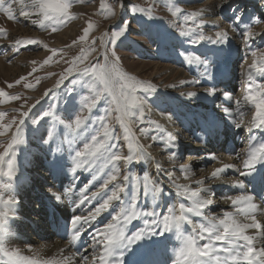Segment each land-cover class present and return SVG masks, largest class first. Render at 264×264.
<instances>
[{
    "label": "rangeland",
    "instance_id": "obj_1",
    "mask_svg": "<svg viewBox=\"0 0 264 264\" xmlns=\"http://www.w3.org/2000/svg\"><path fill=\"white\" fill-rule=\"evenodd\" d=\"M16 1L23 3V7H25L23 13H27V15H22L23 23L20 22L21 18H18V15L13 14L14 18L9 19L7 13L0 9V29L4 30L3 33H0V59L6 66L15 65L12 69L15 73H11V69L8 68L0 74V89L6 93L5 96L0 97V100L4 101L0 103V113L4 114L3 117H0V153L6 152L4 160L0 161V225L1 222H6L8 219L7 207L12 206L13 197L21 194L12 189L11 185L20 178V175H16L17 171L18 173L24 171L25 175L22 178H26V169L23 165L29 160V157L26 156L28 152L35 149L42 152L41 161L45 160L39 173L43 179H46L47 176L44 175L43 170L48 166L60 170L62 164L70 160L68 165L65 163L68 174L69 170L76 166V152L85 151V144L92 145L103 142L104 147L99 150L96 157L85 155L79 158L80 164L92 165L93 169L90 170L94 177L92 180L100 182L102 190H104L103 188L110 189V195L113 191L118 192L120 187L124 188L123 192H118L120 198L112 200L109 206L115 211H120L121 208H124L125 211L131 209L132 196L135 193L137 201L135 208H138L141 214L136 218L141 223L137 230H146L148 235L150 233L149 238L155 237L154 233H157V229L163 232V228H161L163 225L160 223L154 225L152 222L154 220L161 221L172 208L166 197L179 200L181 196H185V193L182 194L180 189L174 192V188L159 183L157 177L152 175V166L157 165L158 167L159 164L158 168L163 175L168 174V168L162 164V161H166L172 166L185 162L183 156L176 159L175 163L169 160L167 156L173 160L176 155H172L174 153L170 151L172 149L168 145L170 141L168 139L179 135L185 123H188L189 129L196 130L197 127L194 128L197 121L196 112L206 105L204 96H187L185 92L188 90L190 93H195V91L201 93L208 84L206 81L223 70L233 55L232 40L228 36L224 43L209 41V38L216 39L215 32L218 33L221 30L218 31L213 26L203 24L204 17L201 16L200 6L205 4L206 0H69L71 19L59 25L45 22L44 27L38 23L40 17L37 9L32 7V0ZM210 1L218 4L217 14L221 12L224 14L221 16L228 17L232 25L234 23L233 30L239 28L241 24L248 28L242 37L244 45H252V52H256L258 55L264 53V0ZM102 2L106 5L105 8H101ZM132 7L143 8L145 11L137 12L134 15L130 10ZM3 8L9 7L3 3ZM217 14L213 15V18H217ZM149 16L152 19H148ZM228 19L226 18V20ZM33 21H37V23H33ZM89 22L93 27L89 30L86 39L81 41L79 37L84 35L83 30ZM125 23H127V30L119 39L112 42V35L120 30ZM73 25H77L75 32L60 40L61 32ZM54 28L55 30H53ZM241 28L243 31V27ZM21 29H26V31ZM249 30L253 33L250 38L245 35ZM182 32L187 35H181ZM201 35H205V39L193 43V41H198ZM18 39L23 41L19 46L15 43ZM29 39H35L41 43L27 44ZM212 45L223 48L225 54L217 57L210 53L206 56L205 53L199 51L203 46ZM53 49L57 51L53 53ZM105 52L108 56V65L115 64L119 70L135 77L138 81L147 82L155 88L154 92H147L143 88L136 91L137 103L132 107L131 115L123 118V122L118 119L121 113L108 92L102 94L101 99L91 111L83 107L85 103L83 98L88 97L90 102L94 99L96 92L103 88V85L91 75H83L82 70L92 65L105 64L103 55ZM82 54L86 58L77 62L71 73H67L66 70L72 66L73 60ZM50 57L51 59H49ZM188 57H195L198 60L193 59L190 62ZM157 64L182 71L183 80L176 84L173 77H166L170 71H161L159 75H151V70ZM7 72L11 73L10 76L5 75ZM255 74L256 72L253 70L252 76ZM62 75L64 76L63 80H61ZM260 75L257 73V76ZM257 76H253V81L264 84V75ZM244 79L247 84V76ZM16 81H20V83H16ZM113 87L118 89L119 83L114 81ZM11 97H16V99H11ZM156 108H164L166 117L168 116L172 123L163 124L165 122L156 114ZM174 111H184L185 113L181 112L183 120H178ZM23 112H27L28 115L22 116ZM76 116L84 118V123L79 128L75 126ZM21 120H23V124L20 123ZM105 124L110 129L108 138L104 136ZM160 125L163 128H160ZM17 134L23 140L13 144V137ZM93 136L97 138L96 141H93ZM191 137L193 138V136ZM153 139L159 140V144L152 142ZM130 141L133 142L134 149L137 144L141 146L144 153L143 158L138 161H125L124 159L113 161L111 157L114 155L121 157L129 155L128 144ZM186 141L189 143V147L186 149H190L193 144L197 143L189 137ZM10 144L12 147L9 149ZM64 152L66 153L65 157L69 159L67 161L63 159ZM145 160L147 161L145 162ZM196 161L201 162L200 159H196ZM9 163H11V168H9ZM106 163L112 164L108 171L103 170ZM207 164H201V167ZM257 169L254 168V170ZM101 171L105 173L101 174ZM178 172L180 177L186 175V170L180 169ZM112 175L117 176L115 181L109 179ZM55 176L65 177L64 174L58 175V173ZM125 176L128 177L127 180L124 179ZM227 180L231 182L230 178ZM106 181L108 183L105 186ZM258 181L264 183V175ZM89 182L90 179H87L84 183L89 185ZM177 182L182 185L180 181ZM148 184L151 187L147 190V197L154 196L149 207L145 205L150 199L145 198ZM188 185H190L188 193L194 190L197 192V189L203 186V184H199L198 187V185L190 183ZM156 188L161 189L158 194H154ZM250 188L249 186L248 189ZM188 193L185 200H188L187 195H190ZM162 194L166 197H158ZM202 195L207 197L204 190H202ZM213 195L208 198H214L219 202L224 194L216 191ZM81 196L78 195L73 200L78 204L81 202L78 201ZM103 201L101 199L100 203ZM174 207L179 206L175 205ZM191 207L193 206L190 204L184 205L185 210ZM47 208L50 213L53 212L52 206ZM217 213L215 210L216 218L217 216H220L218 219L224 217V214ZM173 215L179 216V213ZM191 216L193 219L196 217L199 220L196 222L204 226L207 224L204 217H213L210 212L203 214L204 217L192 212ZM150 228L155 232H149ZM191 235L194 234L191 232ZM204 239L198 242V246H203L208 242L206 238ZM221 243L217 241L216 246L219 248ZM90 246L91 243L87 244V248ZM223 247H228V245L224 243Z\"/></svg>",
    "mask_w": 264,
    "mask_h": 264
},
{
    "label": "bare ground",
    "instance_id": "obj_2",
    "mask_svg": "<svg viewBox=\"0 0 264 264\" xmlns=\"http://www.w3.org/2000/svg\"><path fill=\"white\" fill-rule=\"evenodd\" d=\"M15 1L4 0V3H6L7 7L12 9L14 15H18V18H21L20 22L23 23L22 15H20L21 9L18 7L19 2ZM206 1L205 4L200 6L201 16L204 17L203 24L213 26L218 31L221 30L227 33V37L229 36L233 42V55L228 60L223 70H220L221 72L218 74L216 73L217 75L215 77L206 81L208 84L201 93L195 91V95L204 96V104L207 105V107L205 105L204 108H199L196 112L197 121L195 127L197 126L199 132L197 129L190 130L187 128L188 123H185L179 135L174 136L172 139H168L170 140L168 145L172 149L170 151L174 153L172 155H176L173 160L170 156H167L169 160L175 163L177 162L176 159H180L183 156V158L185 157V162L181 165L177 164L172 166L170 163L168 164L166 161H162V164L166 165L168 168V174L162 175L157 165H155V168L152 166V175L157 177L159 183H163L165 186L168 185L169 188H174V192L180 189L182 194L185 193V196L190 189L188 183L191 185H198V187L199 184H203V186L197 189L199 199L210 201V203L204 206L202 213L207 214L210 212V215H213L214 218H216L214 215V211L216 210L218 212L217 214L233 213L240 223H252L250 217L239 213L237 211L239 206H234L231 202L232 199L238 196L252 195L254 197V203L257 205V209L252 215L255 216L257 221L264 225V183L260 184L258 181L264 175V173H262L264 169L263 162H259L255 165V168H258L257 170H253L248 175H241L244 171L243 161L247 158L248 150L260 144H264V127H255L251 124V118L255 112V108L243 100L246 86L244 78L247 76L248 65L251 64L253 60L251 56L253 46L244 45L243 43V34L248 30L246 26L241 24L239 28L233 30L232 27L234 23L232 25L229 19L226 20L228 17L221 16L224 15L221 12L219 14L216 13L218 4H216V2L214 4V2L210 0ZM216 14L217 18H213V15ZM241 27H243V31ZM76 29L77 25H73L64 32H61L59 35L61 37L59 39H65L70 33L75 32ZM21 30L26 31V29ZM214 46L215 45L209 47L203 46L199 51L203 54L205 53L206 56L210 53L215 54L217 57L225 54L223 48ZM239 51L240 53L238 54ZM14 66L13 64L6 66L0 59V74L4 73L8 68L12 71ZM161 68H163V70H161ZM161 71H170L166 77H173V81L176 84L183 80L182 71L159 64L154 65L151 70V75H159ZM11 73H15V71ZM11 73L7 72L5 75L10 76ZM253 76H257V73ZM257 77L262 76L260 75ZM188 92V90L185 92L187 96H189L188 94L190 93ZM237 100L241 101L239 105L236 103ZM163 109L156 108L155 111L156 114L161 117V120L165 122L163 124H166L171 121L168 116L166 117L167 114ZM225 109L229 111L226 112ZM240 112L244 113L243 118L239 115ZM175 113L176 116H174L178 119L183 118L179 112ZM204 119L207 122H204ZM211 122H214L216 126L211 127L209 125ZM237 122H241L240 127L236 126ZM161 125L160 128H163ZM218 130L219 133L216 132ZM189 135L193 136V138ZM187 137L197 142L193 144L194 147L192 146L190 149H186L189 147V143L186 141ZM236 137L238 138L237 142ZM158 141L157 139L152 140V142H155V144L157 143V145L159 144ZM173 143L176 145L175 147L172 146ZM49 150L51 151V149ZM161 153L163 152L161 151ZM65 155L66 153L63 159L66 161L69 160ZM26 156L29 157V160L23 165L26 169V178H22L23 175H25L24 171L21 173H18V171L16 172V175H20V178L16 179L11 187L21 194L19 196H14L11 201L12 206L7 207V212L9 213L8 219L6 222H1L0 225V244H2L7 251H13L12 249L18 250L24 257L38 258L40 260L55 259L59 261L60 264H99L101 248L99 246L93 247L95 230L103 228L105 225L113 222V216H116L120 211H115V209L109 207L97 217V220L95 219L87 225L83 224L82 227L78 224L76 229L72 228V219L75 216H88L90 213L94 212L95 208L101 204V199L105 200L110 196V189L103 188L104 190H102L101 183L96 182L94 179L92 180V178H94L91 172L92 165L80 164L79 168L75 166L71 168L69 170L70 173L67 174L65 163L68 165L69 160L62 164L60 170H55L56 167L54 169L48 166L43 170L47 178L43 179L41 173H39V170L44 166L45 160L41 161V158H43L42 152L35 149L28 152ZM196 159H200L201 162L199 163ZM146 161L147 160H145V162ZM206 163H208L206 166L201 167V164L204 165ZM106 164L103 170L108 171L112 164ZM224 165H230V167L224 169L217 177H213L212 173L216 169L224 168ZM73 169H75V171H73ZM180 169L186 170L185 176L180 177V174H178V170ZM56 173H58V175L64 174L65 177L58 178L55 176ZM102 173L105 172L101 171V174ZM49 175L50 177L48 178ZM166 175L170 178L165 177ZM51 178L52 181H50ZM227 178H230L231 182L228 181ZM87 179H90L89 185L84 183ZM177 181H180L182 185ZM43 182L45 186H43ZM84 186H86V188H84ZM249 186L251 187L250 189H248ZM149 187H151L150 184L146 186V191L149 190ZM50 189L52 191H50ZM202 190L207 194V197L202 195ZM216 191H218V193L220 191L221 194H224L219 202L215 201L214 198H208ZM12 192L14 193V191H11V193ZM54 193L59 194L61 198L57 199ZM147 193L148 191L145 193V198L150 199L145 205L149 207L151 206V200L153 202L152 198L154 196L152 198L151 195L147 197ZM78 195L82 196L81 199L78 197L80 199L78 201L81 202L77 204V201L73 199ZM185 196H181L179 200H173L170 197H166L164 194L158 197H166L169 199L168 204L172 208L169 209L170 212H168V215H173L175 213L181 215L180 206L189 204L193 206V201L197 199L187 195L188 200H185ZM214 197H216V195ZM177 202L179 205L176 204ZM48 205L53 207L52 213L48 211ZM153 205L155 206L154 203ZM175 205L179 207H174ZM127 211L128 210H126V212ZM135 211L139 213V215L126 223L121 220L120 226L124 228L127 236H132L137 232H144V235L141 239L127 245L122 250L123 264H177V254L183 245L182 236L191 235V232L195 235L196 233L193 232L194 228H196V232L198 233L199 224L196 221L199 220L196 219V217L193 219L191 216L192 212L185 210L183 215L186 216L187 219L181 222L179 233L175 228L167 232H161L157 229V233H154L156 236L149 238L150 233L148 235V231L143 229L137 230V227L140 226L141 223L136 218L141 214L138 208H135ZM203 214L201 215L202 217H204ZM202 217L200 218L202 219ZM219 217L220 216H217L216 219ZM205 226H207V224H205ZM161 228H163V226ZM76 231H81L82 234L77 239L73 240L72 237ZM257 233L258 230L255 228L247 230V234L256 237L253 246L257 250L264 249V235H257ZM202 240L205 239H199L198 242ZM90 243L91 246L87 248V244L90 245ZM240 245V250L243 251L242 241ZM219 253L221 256L225 255L222 251ZM0 254V264H13L4 252H0ZM84 257L88 259L85 260Z\"/></svg>",
    "mask_w": 264,
    "mask_h": 264
},
{
    "label": "snow or ice",
    "instance_id": "obj_3",
    "mask_svg": "<svg viewBox=\"0 0 264 264\" xmlns=\"http://www.w3.org/2000/svg\"><path fill=\"white\" fill-rule=\"evenodd\" d=\"M4 0H0V9L7 13V17L9 19L14 18L12 9L3 8ZM101 8H105L106 5L102 2ZM32 7L37 9L38 15L40 17L38 23L41 27L45 26V22H49L53 25H59L64 21L71 19V15L69 9L71 4L69 0H32ZM132 13L135 15L137 12L143 13L145 10L143 8L137 9L136 7H132L130 9ZM27 15V13H22ZM191 18V17H190ZM148 19H152L151 16ZM33 23H37V21H33ZM93 27L92 23L89 22L88 26L83 30L84 35L80 36L79 39L84 41L87 37L89 30ZM55 30V28L53 29ZM127 30V23H125L120 30L115 32L111 40L115 42V40L119 39L124 32ZM4 30L0 29V33H3ZM181 35H187V33L182 32ZM246 37L250 38L253 36L251 30H249L246 34ZM216 39L212 40L209 38L210 42L213 43H224L227 41V33L224 31L216 33ZM205 39L204 36H200L198 41H193V43H198L199 41H203ZM16 45L19 46L23 43L21 40H17ZM41 43L35 39L27 40V44H39ZM75 43V42H73ZM46 47V45H45ZM17 50H19L17 48ZM53 53L57 50L53 49ZM105 64H96L89 67H86L82 70L83 75H91L95 79L99 80V82L103 85V88L96 92L94 99L89 102L88 97H84L85 101L83 107L87 108L89 111L93 107H95L96 103L101 99V96L104 92H108L111 95L114 103L117 104L118 111H120L121 116L118 119L123 122V118L131 115L132 107L137 103V99L135 93L138 89L143 88L147 92H154L155 88L143 81H138L135 77L119 70L115 64L108 65L107 63V52L104 54ZM114 55V53H113ZM253 60L251 64L248 65V74L247 80L248 83L245 86V94L243 97L244 102L251 104L255 108V112L251 118V124L255 127H264V84H259L253 81L252 71L254 70L256 73L264 75V53L257 54L256 52H252ZM86 57L82 54L77 57L72 62V66L69 67L66 72L71 73L77 62H81ZM51 59V57L49 58ZM117 59H119L117 57ZM190 62L198 58L188 57ZM47 63V61H45ZM35 71V69H33ZM21 79H24L21 77ZM64 79V76H61V80ZM116 81L119 83V88L116 89L113 87V82ZM16 83H20V81H16ZM31 86V85H26ZM12 87V85H9ZM214 94V93H212ZM6 93L0 89V97L5 96ZM189 96L195 95V93H189ZM11 99H16V97H11ZM4 101L0 100V103ZM237 105L241 103V101H236ZM225 111H229L225 109ZM3 113H0V117H3ZM28 115L27 112H23L22 116L26 117ZM239 115L243 118L244 113L240 112ZM23 124V120L20 121ZM36 123V121H33ZM84 123V118L81 116H76L75 118V126L79 128ZM237 127L241 126V122H237ZM51 136V133H49ZM104 136L108 138L110 136V129L107 124L104 125ZM93 141H96V137H92ZM23 138L21 136L14 135L13 144H17L21 142ZM175 147L176 145L173 143L172 145ZM12 147V144L9 145V149ZM104 147L103 142L99 144H85V151L76 152V168L80 167L79 158L88 155L90 157H96L99 153V150ZM129 155L127 157H121L120 155H114L111 157L113 161H119L124 159L125 161L129 160H140L143 158L144 153L140 145H136V148H133V142H129L128 144ZM5 153H0V161L4 160ZM239 155V154H238ZM259 162H264V144H260L255 148H251L247 152V158L243 161L244 171L241 175L250 174L255 165ZM159 167V165H158ZM230 167V165H224V168L216 169L213 173V177H217L224 169ZM9 168H11V163H9ZM75 171V169H73ZM11 175V172H9ZM111 181H115L117 179L116 175H112L109 178ZM125 180L128 179L127 176L124 177ZM108 181L105 182V186ZM50 191H52L50 189ZM124 188L120 187L118 192H123ZM161 191L160 188H156L154 190V194H158ZM117 191H113V193L108 196L107 199L103 201V203L99 204L94 210V212L90 213L88 216H75L72 219V228L76 229L77 225L83 226V224H90L91 221H94L101 213L106 211L111 201L114 199H119ZM55 194V193H54ZM57 199H60L59 194H55ZM190 197H196L193 201V207L188 208V212H194L196 214L202 215V209L207 203L210 201H204L199 199L198 192H191ZM136 196L133 193L132 201H131V209L127 212L124 208H121L120 213L116 216H113L111 223L105 225L103 228L95 230L94 243L93 247L99 246L101 248V253L99 255V264H123V249L127 246L139 240L144 235V232H137L132 236H127L125 234V230L122 226H120V221L123 220L125 223L130 219L139 215L135 211L136 205ZM232 204L234 206H239L237 211L244 215H247L252 220V223H240L234 216L233 213H225L224 217L221 219H216L214 217H204L207 221V226L199 225V232H196V228L193 229L195 235H187L182 236L183 245L179 249L177 254V264H264V249L257 250L253 245L256 237L247 234V230L250 228H255L258 230L257 235H264V225H262L259 221L256 220L255 216L252 213L257 209V205L254 203V197L252 195H242L232 199ZM181 215H165L161 221L154 220L152 223L156 225L160 223L163 225V232L171 231L173 228L180 232L181 222L186 220L187 217L183 215L185 211L184 205L180 206ZM222 229V230H221ZM149 232H155L154 229H149ZM82 234L81 231H76L73 235V240L77 239ZM207 239V243L203 244V246H198L199 239ZM222 242L221 246L218 248L216 246V242ZM243 242V251L240 250V242ZM226 243L228 247H223V244ZM225 253L224 256L219 255V252ZM0 252H4L5 255L9 257L13 264H60L59 261L55 259L50 260H40L38 258L32 257H24L19 253L18 250L7 251L4 249L3 245L0 244ZM87 260V257H84Z\"/></svg>",
    "mask_w": 264,
    "mask_h": 264
}]
</instances>
